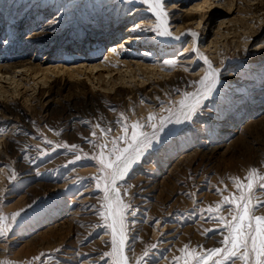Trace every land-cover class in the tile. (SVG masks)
<instances>
[{
    "label": "rangeland",
    "instance_id": "374dc122",
    "mask_svg": "<svg viewBox=\"0 0 264 264\" xmlns=\"http://www.w3.org/2000/svg\"><path fill=\"white\" fill-rule=\"evenodd\" d=\"M164 2L178 41L147 31L157 21L139 2L0 0V214L21 213L0 237V261L45 253L47 264H110L111 237L94 211L99 149L84 138L122 135V113L129 123L166 116L206 75L201 57L218 72L215 91L190 121L164 129L120 188L135 210V256L157 245L147 264H171L185 244L220 246L200 210L220 202L217 188L235 191L232 177L264 175V0Z\"/></svg>",
    "mask_w": 264,
    "mask_h": 264
},
{
    "label": "snow or ice",
    "instance_id": "6c2138e0",
    "mask_svg": "<svg viewBox=\"0 0 264 264\" xmlns=\"http://www.w3.org/2000/svg\"><path fill=\"white\" fill-rule=\"evenodd\" d=\"M128 2L146 4L148 10L155 16L156 27L146 29L147 31L154 32L158 37H172L168 29V12L164 0H128ZM189 34L193 37L192 51L199 57L200 54L195 46L198 34L191 31ZM174 38L180 39V37ZM201 58L208 65L206 75L191 85L196 88L195 92H184L181 100L165 109L166 116L157 117L150 114L146 122L129 123L122 113L116 122L122 135L113 136L107 143H93L87 137L84 138L94 149H99L90 156L98 164L99 174L91 179L94 181V189L101 194L98 199L102 200L98 209L94 211L111 237L110 251L102 254V258H106L110 264H147L146 257L150 254L148 248L157 247L155 244L149 245L143 255L135 256L134 241L137 238L131 234L132 224L129 220L130 216L135 215V210L127 199V191H121L120 182L125 180L131 166L141 158V154L160 142V135L169 124L190 121L202 106V102L215 91L219 83L218 73L207 58ZM167 63L174 65L176 61ZM114 131L115 129L112 128H101L102 135ZM96 135V131L93 130L92 137ZM45 143L50 144L51 141ZM64 146L72 149L77 147ZM80 158L79 155L76 156L77 160ZM231 182L235 188L234 192L225 195L226 188L223 191L217 188L216 192L221 196L220 202L200 210L201 218L213 220L217 224L216 229L208 231H215L221 236L220 246L212 248L200 246L199 249H191L190 245L185 244L177 250L179 255L172 258L171 264H209V262L264 264V214H257L264 210V175H260L256 168H252L243 179L232 177ZM187 195L194 197L195 193ZM20 215V212L11 216L0 214V237H6ZM48 255L40 253L30 264H47ZM0 264H9V262L0 261Z\"/></svg>",
    "mask_w": 264,
    "mask_h": 264
},
{
    "label": "bare ground",
    "instance_id": "6f19581e",
    "mask_svg": "<svg viewBox=\"0 0 264 264\" xmlns=\"http://www.w3.org/2000/svg\"><path fill=\"white\" fill-rule=\"evenodd\" d=\"M174 37H177V36H175V35H172V38L171 39H173L174 41H178V40H180L182 37H180V39H175ZM109 59H111V60H113L112 62H116V64L118 63V61L117 60H115V59H113V57H109ZM127 64V63H126ZM129 67H132V65H130V64H127ZM136 68H138L137 70L138 71H143V72H149L151 69L149 68V66H146V65H138V63L136 64ZM158 68V67H157ZM160 68V67H159ZM6 71V70H5ZM8 72V71H7ZM218 73V72H217ZM178 128H176V129H174V131L171 133V134H169V135H172V134H174L175 133V131L177 130Z\"/></svg>",
    "mask_w": 264,
    "mask_h": 264
}]
</instances>
